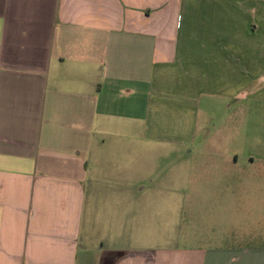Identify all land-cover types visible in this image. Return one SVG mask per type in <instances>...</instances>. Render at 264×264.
<instances>
[{"label": "crops", "instance_id": "crops-1", "mask_svg": "<svg viewBox=\"0 0 264 264\" xmlns=\"http://www.w3.org/2000/svg\"><path fill=\"white\" fill-rule=\"evenodd\" d=\"M261 114L264 0H0V264H264L161 242V196L228 210L257 185Z\"/></svg>", "mask_w": 264, "mask_h": 264}, {"label": "rangeland", "instance_id": "rangeland-1", "mask_svg": "<svg viewBox=\"0 0 264 264\" xmlns=\"http://www.w3.org/2000/svg\"><path fill=\"white\" fill-rule=\"evenodd\" d=\"M259 119L261 122L264 121V115L261 114ZM209 127L210 122L201 115L199 119V130H201L198 132L195 145L202 143L201 148H204L203 144H206L207 140L204 141L205 138L201 135ZM224 127L228 132L227 139L231 140L237 128L236 111L230 113ZM258 135L257 138L264 146V128H258ZM233 148L236 149V147ZM257 148L248 147L246 154L239 153V155L252 156L256 162L262 161L264 147ZM203 160L202 158L197 162L193 161V165H197L192 167L195 177H221L223 174L221 168L217 169L207 161L204 163ZM183 162L182 160L181 163ZM175 164L177 160L171 154H161V177L173 178V168L177 166ZM240 165H244L240 167V170L244 168L247 180L252 178L257 185L249 186L251 190H246L243 199L234 202L235 206L232 203L229 204L228 210L224 208L225 202L195 201L189 197L190 191L183 201L175 197L161 196V242H180L181 244L199 242L237 246L264 244V165L248 166L247 162L244 164L240 162Z\"/></svg>", "mask_w": 264, "mask_h": 264}]
</instances>
